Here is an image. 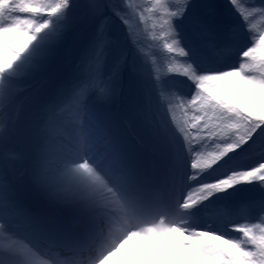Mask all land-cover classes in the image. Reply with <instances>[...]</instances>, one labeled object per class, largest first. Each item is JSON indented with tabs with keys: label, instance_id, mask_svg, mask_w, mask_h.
Masks as SVG:
<instances>
[{
	"label": "snow or ice",
	"instance_id": "snow-or-ice-1",
	"mask_svg": "<svg viewBox=\"0 0 264 264\" xmlns=\"http://www.w3.org/2000/svg\"><path fill=\"white\" fill-rule=\"evenodd\" d=\"M257 18L264 0H0V264H264Z\"/></svg>",
	"mask_w": 264,
	"mask_h": 264
},
{
	"label": "rangeland",
	"instance_id": "rangeland-1",
	"mask_svg": "<svg viewBox=\"0 0 264 264\" xmlns=\"http://www.w3.org/2000/svg\"><path fill=\"white\" fill-rule=\"evenodd\" d=\"M222 2L224 3H227V0H222ZM253 2H258V0H253ZM256 25H257V28L260 29V28H264V21H262L260 18H257L256 20L253 21ZM152 42L151 41H148V45H151ZM158 48L156 47H149V46H146L145 49H144V54L148 57V63L151 65L153 62L157 65H160V69L161 71H164V69L166 68L167 66V61L165 60V57L168 55L166 53V51L163 50V58H161L159 61H157L155 58H156V55L154 54L156 51H157ZM75 129L76 133H77V129L73 126H69V128L67 129L68 131L71 130V129ZM237 211L241 214V215H246L248 214L251 209H249L248 206H240Z\"/></svg>",
	"mask_w": 264,
	"mask_h": 264
},
{
	"label": "bare ground",
	"instance_id": "bare-ground-1",
	"mask_svg": "<svg viewBox=\"0 0 264 264\" xmlns=\"http://www.w3.org/2000/svg\"><path fill=\"white\" fill-rule=\"evenodd\" d=\"M156 55V60L159 61L162 57L163 50L161 48H158L157 51L154 53Z\"/></svg>",
	"mask_w": 264,
	"mask_h": 264
},
{
	"label": "trees",
	"instance_id": "trees-1",
	"mask_svg": "<svg viewBox=\"0 0 264 264\" xmlns=\"http://www.w3.org/2000/svg\"><path fill=\"white\" fill-rule=\"evenodd\" d=\"M161 58H163V54H162V57Z\"/></svg>",
	"mask_w": 264,
	"mask_h": 264
}]
</instances>
